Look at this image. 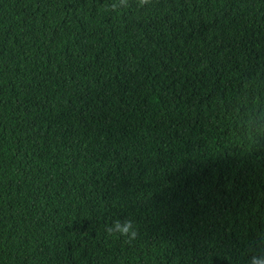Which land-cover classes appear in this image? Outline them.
<instances>
[{
	"label": "trees",
	"instance_id": "trees-1",
	"mask_svg": "<svg viewBox=\"0 0 264 264\" xmlns=\"http://www.w3.org/2000/svg\"><path fill=\"white\" fill-rule=\"evenodd\" d=\"M119 2L0 0V264L264 259V0Z\"/></svg>",
	"mask_w": 264,
	"mask_h": 264
},
{
	"label": "clouds",
	"instance_id": "clouds-1",
	"mask_svg": "<svg viewBox=\"0 0 264 264\" xmlns=\"http://www.w3.org/2000/svg\"><path fill=\"white\" fill-rule=\"evenodd\" d=\"M147 3H149V0H138V6L142 7ZM121 5L127 7V0H120L119 5L112 4L110 7L116 9ZM105 233L108 237H126V242L128 243H131V241L135 240L139 235L138 229L131 219H125L123 221L116 219L112 221L111 224L106 226ZM251 264H264V259L253 256Z\"/></svg>",
	"mask_w": 264,
	"mask_h": 264
}]
</instances>
